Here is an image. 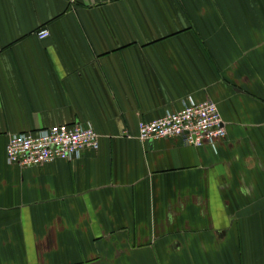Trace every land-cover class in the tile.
<instances>
[{
    "label": "crops",
    "instance_id": "1",
    "mask_svg": "<svg viewBox=\"0 0 264 264\" xmlns=\"http://www.w3.org/2000/svg\"><path fill=\"white\" fill-rule=\"evenodd\" d=\"M189 100L224 139L137 138ZM78 122L97 150L7 163ZM0 264H264V0H0Z\"/></svg>",
    "mask_w": 264,
    "mask_h": 264
},
{
    "label": "built area",
    "instance_id": "2",
    "mask_svg": "<svg viewBox=\"0 0 264 264\" xmlns=\"http://www.w3.org/2000/svg\"><path fill=\"white\" fill-rule=\"evenodd\" d=\"M38 39L49 36L47 28H40ZM183 136L189 145L214 144L226 137L221 114L211 100H189L176 111L138 123L137 138L141 141ZM99 135L90 124H60L37 131L12 134L6 145L8 164L31 167L53 162L71 160L83 149L97 150Z\"/></svg>",
    "mask_w": 264,
    "mask_h": 264
}]
</instances>
